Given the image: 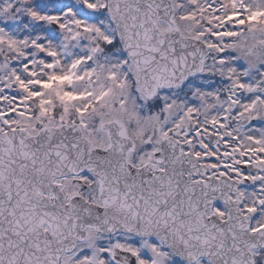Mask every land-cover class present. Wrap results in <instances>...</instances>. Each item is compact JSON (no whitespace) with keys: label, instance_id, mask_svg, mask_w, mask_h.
I'll use <instances>...</instances> for the list:
<instances>
[{"label":"snow or ice","instance_id":"1","mask_svg":"<svg viewBox=\"0 0 264 264\" xmlns=\"http://www.w3.org/2000/svg\"><path fill=\"white\" fill-rule=\"evenodd\" d=\"M0 264H264V0H0Z\"/></svg>","mask_w":264,"mask_h":264}]
</instances>
